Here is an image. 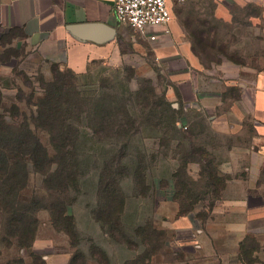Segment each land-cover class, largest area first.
Here are the masks:
<instances>
[{
    "label": "trees",
    "instance_id": "1",
    "mask_svg": "<svg viewBox=\"0 0 264 264\" xmlns=\"http://www.w3.org/2000/svg\"><path fill=\"white\" fill-rule=\"evenodd\" d=\"M184 26L192 38L193 52L199 58L209 55L207 49L211 50L213 43L205 36V24L192 28L185 22ZM15 35L11 33L8 38ZM5 56L0 54V67L6 62ZM51 72L52 78H41L40 89L33 87L27 97L24 89L18 88L15 101L9 104L0 74L1 243L24 251L31 259L27 263L19 256L9 263L47 264L33 248L42 224L40 214L47 212L54 230L70 240L69 264H88L91 260L113 264L107 250L97 242L91 241L88 250L81 247L82 232L73 213L88 166H97L98 160H92L91 155L100 144L110 148L99 166L96 203L91 209L94 221L112 242L140 251L122 264H153L155 257H172L173 235L160 229L152 217L134 225L130 232L126 223L129 195L123 180L132 178L136 198L156 195L149 181L150 167L159 162V157L174 152L178 167L168 177L174 189L171 198L179 204V214L201 208L196 215L205 221L204 209L213 208L221 200L231 176L219 171L215 156L205 144L185 143V139L192 140V135L179 127L181 110L166 99L165 93H158L151 79H143L145 85L141 83L128 94L112 92L104 84L102 91H83L80 79L90 70L77 74L52 63ZM230 94L237 97L236 91ZM137 136L157 141L159 151L146 153ZM86 154H91L89 161ZM193 163L200 164L197 180L190 172ZM34 175L42 178L40 186L32 185ZM167 184L162 181L160 187ZM259 249L256 238L248 237L242 243L241 258L255 264Z\"/></svg>",
    "mask_w": 264,
    "mask_h": 264
},
{
    "label": "crops",
    "instance_id": "2",
    "mask_svg": "<svg viewBox=\"0 0 264 264\" xmlns=\"http://www.w3.org/2000/svg\"><path fill=\"white\" fill-rule=\"evenodd\" d=\"M204 1L211 4L213 18L224 25L233 24L236 6L242 7L248 11V26L259 28L264 37V0ZM115 2L0 0V54L7 46L25 43L36 59L86 74L98 62H125L131 48L140 43L151 45L168 78L165 91L172 105L181 112L201 116L212 137L227 143V154L237 157L234 164L223 160L217 163L219 171L231 178L221 200L213 208L204 209L205 221L196 215L201 208L179 214V204L171 197L159 202L162 226L157 224L172 232V257L158 256L153 264H247L241 258V246L248 237L256 238L260 246L255 264L264 263V53L248 76L242 75L240 65L233 64L219 68L223 74L220 78L212 71L204 75L192 49V38L175 15L178 6L189 3L197 5V9L203 0L173 2L171 22L148 27L145 34L118 19ZM81 23H102L106 28L96 37L81 38L68 29L70 24ZM133 32L143 39L139 41ZM11 33L16 35L9 39ZM152 34L155 39H151ZM232 91L237 92V97L230 94ZM208 150L213 155L217 153L216 148ZM194 167L199 172L200 164L193 163L190 172ZM233 187L237 191L227 196ZM1 219L0 211V222ZM221 236L226 239L223 243ZM33 248L47 264L70 262L71 251L56 253L51 239L42 241L37 235Z\"/></svg>",
    "mask_w": 264,
    "mask_h": 264
},
{
    "label": "rangeland",
    "instance_id": "3",
    "mask_svg": "<svg viewBox=\"0 0 264 264\" xmlns=\"http://www.w3.org/2000/svg\"><path fill=\"white\" fill-rule=\"evenodd\" d=\"M210 5L203 0L201 8L198 7L196 9L197 5H189L187 3L178 6L175 10L176 17L178 16L181 22L188 23L192 28H200L202 27V23L207 27L208 33L205 36L213 43V48L211 50L207 49L209 55H202L201 58L197 56L202 65L201 68H203L202 74L205 75L212 71L213 76L220 78L223 74L219 68L223 65L233 64L240 65L242 75H250L255 65L259 62V56L264 53V37L261 31L259 28L248 26V11L241 10L242 7L236 6L234 23L224 25L213 18ZM133 34L139 41L143 39L137 33L133 32ZM131 49L132 52L128 53V58L121 64L113 65L108 62H98L92 65L89 74L81 77L80 88L83 91L87 89L102 91L104 84L112 92L122 93L123 91L137 90L141 86V83L143 84L142 80L146 78L152 80L160 95L163 93L166 95L165 88L168 84V78L152 46L144 42L140 43L138 47H132ZM3 53L6 55V62L2 68L1 82L5 88L8 104L15 101L18 95V88H23L25 97H27L31 94L33 87L36 90L40 89L41 78L45 80L52 78L50 64L36 59L25 43H15L7 46ZM36 95L40 96L41 92H36ZM166 99L170 101L167 96ZM170 102L172 103V101ZM181 115L182 121L179 123V127H182L180 124L187 125V129L185 130L192 135V140L185 139L186 144L194 142L202 145L205 144L208 148H216L217 153L214 155L216 164L220 160L228 163L231 162L232 164L237 162V157H231L227 154V143L225 144L220 139L212 137L211 131L206 129L208 125L204 123L201 116L185 111ZM136 140L143 145V148L146 149V153L149 155L159 151V144L153 139L137 136ZM109 148V145L105 147L100 144L94 155H85L88 161L91 155V159L95 158L98 162L94 168L88 166V173L83 180L82 194L73 208V213L77 217L79 228L82 232L81 247L88 250L91 241L97 242L107 250L113 263L122 264L124 261L132 260L138 256L140 251L130 250L126 245H119L109 240L101 230L99 224L94 221L91 214V209L96 203L95 189L98 182L99 166H101L104 152ZM221 151L223 152L222 154L220 153ZM174 156V152L170 151L167 157H159L157 159L159 162L153 163L150 167L149 181L153 185V193L155 192L156 194L154 196L150 195L147 198L134 197L132 178H125L123 180V187L129 195L126 223L130 232L134 225L142 224L150 217L162 226L158 214L160 203L157 205V202L160 199L172 197L174 194L173 184H169L170 179L168 178L170 177V172L178 167V155H176V158ZM92 162H90V165L93 164ZM191 174L196 180L199 179V172H197L196 167H194ZM162 181L168 182L164 188L160 187ZM41 183L42 178L39 175H34L32 185L36 184L40 186ZM199 184L201 186L203 183L199 182ZM155 187L158 189H155ZM230 190L231 193L230 195L227 194V196L234 195L232 192L237 191V188L233 187ZM40 217L42 224L38 231L39 238L47 242L48 239H51L54 243L53 251L56 253L69 251L71 248L68 236L64 233L56 232L51 227L47 212H42ZM170 233L172 234V232ZM1 237L2 232L0 230V264H10L9 262H12L19 256H22L27 263L31 261L24 251L19 252L15 247H5L1 243ZM219 240L220 243H223L226 239L221 236ZM261 258H264V255ZM89 264L95 263L89 261Z\"/></svg>",
    "mask_w": 264,
    "mask_h": 264
},
{
    "label": "built area",
    "instance_id": "4",
    "mask_svg": "<svg viewBox=\"0 0 264 264\" xmlns=\"http://www.w3.org/2000/svg\"><path fill=\"white\" fill-rule=\"evenodd\" d=\"M189 0H116L115 13L118 19L130 25L141 34L148 27L168 25L172 20L171 4L185 3ZM151 39L156 35L152 34ZM184 129L187 125L180 124Z\"/></svg>",
    "mask_w": 264,
    "mask_h": 264
},
{
    "label": "water",
    "instance_id": "5",
    "mask_svg": "<svg viewBox=\"0 0 264 264\" xmlns=\"http://www.w3.org/2000/svg\"><path fill=\"white\" fill-rule=\"evenodd\" d=\"M105 25L102 23H81L70 24L68 29L74 32L81 38H93L98 36L99 32L105 29Z\"/></svg>",
    "mask_w": 264,
    "mask_h": 264
}]
</instances>
